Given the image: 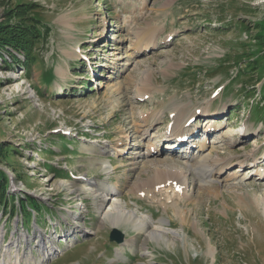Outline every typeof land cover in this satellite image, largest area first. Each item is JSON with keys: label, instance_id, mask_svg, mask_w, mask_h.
<instances>
[{"label": "rangeland", "instance_id": "obj_1", "mask_svg": "<svg viewBox=\"0 0 264 264\" xmlns=\"http://www.w3.org/2000/svg\"><path fill=\"white\" fill-rule=\"evenodd\" d=\"M21 2L50 32L25 85L0 66L1 165L32 197L0 208V264H264V71L238 72L264 63V0H0V21ZM201 144L225 166L212 188L188 164ZM116 205L146 220L122 246Z\"/></svg>", "mask_w": 264, "mask_h": 264}, {"label": "trees", "instance_id": "obj_2", "mask_svg": "<svg viewBox=\"0 0 264 264\" xmlns=\"http://www.w3.org/2000/svg\"><path fill=\"white\" fill-rule=\"evenodd\" d=\"M36 6L37 5L34 3H18L12 8L9 7V9L4 12L3 20L0 21V54L7 50L22 52L26 56V60L28 59L30 61L31 66L36 60V56L34 55L36 46L41 39H46L50 32L49 28L45 27L43 21L37 17L36 14L32 13ZM256 24L258 30L256 33L257 42L262 46L264 45V19ZM241 26L244 27V30L247 32H250L252 29L245 24ZM259 52L263 51L256 50L253 52V55ZM259 56L260 55H257L255 59H252V55H250L248 57L250 59L245 61L246 64L243 65L245 68L238 70V72H242L246 75L252 74V76H255L257 73H263L264 63H261L262 57L260 59ZM243 59L244 58L240 59L239 64L243 63ZM27 69L28 71L30 70V68ZM260 93H263L261 97L263 102L259 103L257 107L260 106L259 115L262 117V114H264V87L261 89ZM11 152H16V148H7L5 144L0 145V163L3 162ZM10 185L9 176L4 170L0 169V207H2L4 211H7L9 208V214L14 215L19 210L15 205V201H21L19 206L22 208L26 204L24 202L25 199L30 200L32 197L28 194L25 198L22 197V195L20 197H15L9 190Z\"/></svg>", "mask_w": 264, "mask_h": 264}, {"label": "bare ground", "instance_id": "obj_3", "mask_svg": "<svg viewBox=\"0 0 264 264\" xmlns=\"http://www.w3.org/2000/svg\"><path fill=\"white\" fill-rule=\"evenodd\" d=\"M165 39V37L163 38ZM166 40V39H165ZM156 41V40H155ZM154 44H152L153 46ZM156 45V44H155ZM158 45V44H157ZM175 115H177V117L179 118V120L182 119V115L180 113H176ZM186 122V121H184ZM181 124V123H179ZM179 124L177 126V130L180 131V133L182 131L183 134L187 135L186 130L183 127L178 128ZM182 125H185L184 123H182ZM182 134V133H181ZM178 135V134H177ZM189 135V134H188ZM170 136L172 137L173 135L170 134ZM174 138H176V136H173ZM178 141V140H177ZM176 141V142H177ZM175 142V143H176ZM201 148L199 147V152L196 155V158L194 157V159L196 160L195 163H191L189 162V166H190V170L193 171L195 173V178L198 181V183H200V185L207 187H211L212 185H214L215 182L218 181V178L221 177V173L224 170L223 165H221L220 160H216L212 157L211 153H208L206 151L203 150V148L205 149V144H201ZM124 151V150H122ZM175 174V173H174ZM164 176V173L162 175H159L157 178H159V180L161 181V178ZM178 176L177 174L173 175V177H175L174 179H170L167 180V182H169V184H171V188L173 190V194H169V198H171L173 205L176 206V210H179L178 206H179V200L181 199V197H179V193H177V191L181 190V185L183 184V180L181 179L180 176ZM168 176H165V178ZM171 177V178H173ZM169 179V178H168ZM158 180V181H159ZM150 181V180H149ZM159 181V182H160ZM166 181V180H165ZM153 182V181H152ZM155 183H157V180H154ZM158 182V183H159ZM148 183V182H147ZM149 184V183H148ZM142 186V185H141ZM146 186V185H145ZM148 186H146L147 188ZM154 187V186H153ZM150 188V187H149ZM148 188V189H149ZM212 188V187H211ZM140 189V188H139ZM144 189V188H142ZM147 189V190H148ZM143 192V191H142ZM167 197V198H168ZM184 197V195H183ZM112 197H108V199H111ZM169 202V201H168ZM260 203H263L260 201ZM259 205V204H258ZM262 205V204H261ZM107 207V205L105 206V208ZM122 207V206H121ZM120 206L116 205L115 211L114 212H108L107 215L109 217V219H111V223L113 224V226L117 227L122 221H125L124 223H129L131 222L132 226L138 231V232H142L145 228H146V220L144 218H141L137 215H135L134 212H131L125 208H121ZM262 210H264V204L262 206ZM264 212V211H263ZM163 222H167L166 220H162ZM147 229V228H146ZM157 228H154L153 230L149 231V235H152V237L159 239H162L163 236H161L162 234H160L158 231H156ZM145 231V230H144ZM172 233H174L175 235H179V233L173 229H171ZM168 242V241H167ZM209 249H214L213 246H211V244H209ZM120 251V250H118ZM122 254V253H121ZM50 257L52 255V253L48 254ZM16 259H18L17 264H21V258L17 257ZM38 264V263H37Z\"/></svg>", "mask_w": 264, "mask_h": 264}, {"label": "built area", "instance_id": "obj_4", "mask_svg": "<svg viewBox=\"0 0 264 264\" xmlns=\"http://www.w3.org/2000/svg\"><path fill=\"white\" fill-rule=\"evenodd\" d=\"M24 59V54L22 52H18L16 50H7V51H4L3 53L0 54V65H5V63H8V62H12L13 59ZM23 67L21 65H18L16 68H15V76L19 77L21 76L22 72H23ZM6 74H5V77H9L11 76V74L13 72H7L5 71ZM21 84L23 83V81H20ZM17 85V84H16ZM18 86V91L17 93L21 92V90L19 88H21L20 85H17Z\"/></svg>", "mask_w": 264, "mask_h": 264}, {"label": "water", "instance_id": "obj_5", "mask_svg": "<svg viewBox=\"0 0 264 264\" xmlns=\"http://www.w3.org/2000/svg\"><path fill=\"white\" fill-rule=\"evenodd\" d=\"M125 234L118 228L114 227L110 233V240L116 241L118 243H122L124 241Z\"/></svg>", "mask_w": 264, "mask_h": 264}]
</instances>
